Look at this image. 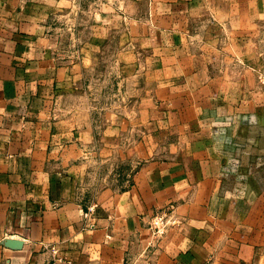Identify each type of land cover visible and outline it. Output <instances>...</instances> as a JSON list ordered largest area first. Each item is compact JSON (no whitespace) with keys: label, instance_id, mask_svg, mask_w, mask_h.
<instances>
[{"label":"crops","instance_id":"1","mask_svg":"<svg viewBox=\"0 0 264 264\" xmlns=\"http://www.w3.org/2000/svg\"><path fill=\"white\" fill-rule=\"evenodd\" d=\"M71 1L0 0V264H264L261 235L237 226L242 206L231 208L229 200L231 175H261L257 141L249 151L240 138L234 156L228 145L211 142L212 128L237 127L245 135L264 127L258 120L215 118L248 109L245 75L183 76L188 60H211L176 56L167 75L166 58L159 59L158 79L174 85L172 126L195 130L175 141L169 155L151 158L149 120L141 115L149 111L143 102L150 89L140 87L150 61L134 50L138 45L144 54L149 19L128 35L131 45L110 49V70L100 72L106 57L97 55L103 45L96 46V36L72 56L65 30L55 24L58 13L71 12ZM185 1L159 4L153 19L161 30H181L178 22L187 17L204 26L206 6L184 11ZM210 9L215 21L245 31V10ZM119 79L129 86L124 96H142L141 104L117 102ZM182 79L196 88L179 90ZM206 112L214 120L196 118ZM133 115L140 117L136 125ZM234 159L244 167L231 172ZM248 163L254 166L247 169ZM172 202L183 222L153 241L151 217ZM17 240L23 245L13 246Z\"/></svg>","mask_w":264,"mask_h":264},{"label":"rangeland","instance_id":"2","mask_svg":"<svg viewBox=\"0 0 264 264\" xmlns=\"http://www.w3.org/2000/svg\"><path fill=\"white\" fill-rule=\"evenodd\" d=\"M163 0H72L71 12L63 16L62 13L56 15L55 24L60 25L64 32V45L70 50L69 55L77 56L80 47L88 44L93 40V34L96 36V46H102L101 51L97 55L106 57L98 64L99 71L109 72V56L110 49L113 54L115 46H124L127 41L129 45L132 43L127 38L131 33L135 35V30L140 23L144 22L143 18L149 19L145 22L151 29L144 32L147 35L146 48L139 53L138 45L134 47L135 54L138 57H146L149 59V72L140 79V87H149V97H144L146 101L143 103L148 106V113H142L143 120H149L148 134L151 137L148 154L151 158L169 155L173 152L171 146L175 141L178 143L187 141L190 136V131L195 130L191 127H183L175 129L173 125L175 113L173 111V81L164 82L158 79L157 67L159 59L166 58L167 75L168 71L173 68V58L183 57L190 59L191 57L205 58L211 60V63L181 65L183 76L200 77L203 74L211 76L222 75L230 77L237 74L245 75V94L247 108L243 112H230L226 116L220 115L215 118H225L233 121H241L246 118L248 120H258L264 123V0H186L184 11L189 7L196 8L198 4H203L207 9V19L202 20L204 26H197L196 22H190L187 17L183 21H179L178 25L181 30L164 31L161 26L153 19L155 13L160 11V5ZM180 2V1H179ZM187 5V7H186ZM226 8L232 11L233 9L246 11V29L244 32L237 31L238 28H228L225 23L215 21L214 10L212 7ZM223 6V7H222ZM196 9H201L197 7ZM174 12V8H170L168 12ZM231 18V17H230ZM232 19V18H231ZM215 25H212L213 23ZM109 25L114 27V31L93 32L95 25ZM219 25V27H215ZM174 27V21L171 23ZM242 28V27H241ZM103 29V28H102ZM130 34V35H131ZM136 35H140L136 33ZM95 41V40H94ZM245 44H244V42ZM96 42V41H95ZM243 44L244 47L238 48V45ZM86 44V45H87ZM85 45V46H86ZM246 45V46H245ZM241 46V45H240ZM97 51V50H96ZM94 54V53H93ZM96 54V53H95ZM134 55V56H137ZM219 60L213 63L212 60ZM200 62V61H199ZM191 68V69H190ZM155 73H154V71ZM119 78H121L119 76ZM238 82V80H235ZM108 83V80H107ZM118 96L114 97L117 102L123 101L133 105H139L142 102V96H124L125 89L129 88L126 84L122 85L121 80H117ZM242 82L240 81V85ZM109 86V85H108ZM190 88L195 89L194 81L191 79H182L179 90ZM185 99H192L194 102L200 100L199 96L195 98L190 95ZM110 102V97H104V101L98 104L101 111ZM256 105H250L253 104ZM261 102V103H260ZM107 104V105H106ZM261 104V105H259ZM253 108V109H250ZM100 113H98L99 115ZM135 114V113H134ZM187 113H182L184 118ZM100 116V115H99ZM178 118H180V113ZM198 119H212L213 113H196ZM140 117L136 118L133 115V125ZM214 133L211 134V142L223 143L224 146L230 147L231 156H234L239 149V140L243 141L245 149L254 151L255 143L258 152L256 157H261V160H256V168L261 169V175H246L239 176L231 175L230 185V205L236 209L240 204L241 214L243 217H238L237 226L244 227L250 233L260 234L261 243L264 246V127L248 128L246 134L243 135V130L237 127L211 129ZM255 132L254 136L250 135V131ZM262 142V144H259ZM260 145V146H259ZM184 148V146H183ZM182 148V149H183ZM235 165H230L231 172H236L238 168H243L242 160H235ZM250 163V162H249ZM246 165L247 169L253 167V164ZM232 168V169H231ZM258 204V206H257ZM260 205V206H259Z\"/></svg>","mask_w":264,"mask_h":264},{"label":"built area","instance_id":"3","mask_svg":"<svg viewBox=\"0 0 264 264\" xmlns=\"http://www.w3.org/2000/svg\"><path fill=\"white\" fill-rule=\"evenodd\" d=\"M94 208V206H91L87 211H85V217H89ZM182 222L183 218L177 213L176 204L174 202L159 209L151 217L149 223L153 241H159L165 237L172 228L178 227ZM54 251L57 250L54 249Z\"/></svg>","mask_w":264,"mask_h":264},{"label":"water","instance_id":"4","mask_svg":"<svg viewBox=\"0 0 264 264\" xmlns=\"http://www.w3.org/2000/svg\"><path fill=\"white\" fill-rule=\"evenodd\" d=\"M12 243H15V244H13V246H22L23 245V243L20 240H17L16 242L13 241Z\"/></svg>","mask_w":264,"mask_h":264}]
</instances>
